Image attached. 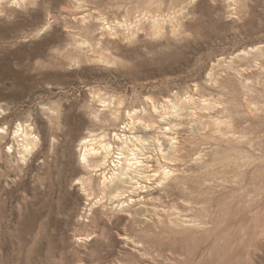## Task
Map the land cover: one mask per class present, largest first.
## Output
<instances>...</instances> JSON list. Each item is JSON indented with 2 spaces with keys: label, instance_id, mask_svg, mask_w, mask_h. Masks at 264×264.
Instances as JSON below:
<instances>
[{
  "label": "rangeland",
  "instance_id": "374dc122",
  "mask_svg": "<svg viewBox=\"0 0 264 264\" xmlns=\"http://www.w3.org/2000/svg\"><path fill=\"white\" fill-rule=\"evenodd\" d=\"M67 10L174 14L186 28L119 41L110 47L112 63L71 64ZM8 11L0 14V109L7 113L0 128H8L0 133V264H139L118 239L123 222L94 235L86 221L78 144L89 132L123 127L126 111L147 107V97L177 95L213 106L202 111L210 115L203 123L189 115L178 127L180 155L201 152L208 164L166 198L169 206L192 207L205 229L170 235L148 228L141 237L156 264H264V0H30ZM98 94L114 98L112 107L123 102L117 123L86 113ZM217 119L227 123H210ZM18 124L40 138L27 161L20 139L13 141Z\"/></svg>",
  "mask_w": 264,
  "mask_h": 264
},
{
  "label": "bare ground",
  "instance_id": "6f19581e",
  "mask_svg": "<svg viewBox=\"0 0 264 264\" xmlns=\"http://www.w3.org/2000/svg\"><path fill=\"white\" fill-rule=\"evenodd\" d=\"M28 1L15 0L14 3V0H0V14L9 16V4L22 6ZM62 18L72 36L66 59L78 65L83 62L112 63L111 45H117L119 41H135L141 32L155 37L167 31L176 34L186 28V24L174 14L168 17L140 14L132 18H111L108 12L85 15L79 10H67ZM52 19L45 25V29H50ZM73 24H76L80 32L72 33L71 29L75 28ZM194 97L191 95L180 99L177 95L174 100L166 98L163 102L147 97V107L126 111L128 122L123 127L112 133L89 132L78 144L83 172L76 179L80 181L76 185L88 201L85 219L92 226L94 235L104 232L107 223L115 225L123 222L125 226L118 230V239L132 253L136 263H157L158 255H152L148 242L140 235L148 232V228L170 235L205 229L204 222L193 213L192 207L189 210L184 204L181 207L169 206L166 200L170 192L184 185L189 172L208 164L201 152L196 154V158L189 153L180 155L186 150L184 137L178 128L184 123L183 117L191 115L195 117V123L201 124L206 116H210L202 111L213 107L211 101H197ZM94 101L91 106H86V113L95 122H116L122 119L123 102L118 107H112L116 100L112 97L104 98L101 94L94 96ZM96 102L102 104L100 106L103 110H100ZM54 118L59 119L58 116ZM210 123L221 126L227 122L217 119ZM5 128L4 133L8 131ZM13 134V141L19 142L20 139L21 142L18 150L21 160L27 161L40 145L39 136L34 134V127L23 124H18ZM10 148L14 153L15 146L11 145ZM149 153L152 154L149 156ZM151 161H154V165H150ZM177 161L179 164H171ZM130 228L138 231L137 234L129 233ZM165 256H169V262L174 261L172 256Z\"/></svg>",
  "mask_w": 264,
  "mask_h": 264
},
{
  "label": "snow or ice",
  "instance_id": "6c2138e0",
  "mask_svg": "<svg viewBox=\"0 0 264 264\" xmlns=\"http://www.w3.org/2000/svg\"><path fill=\"white\" fill-rule=\"evenodd\" d=\"M14 3H15V0H14ZM16 6L18 7L19 5H16ZM37 6H38V3H34V4L32 5L33 8H35V7H37ZM41 30H42V31H46L47 29H45V28L43 27V25H41ZM0 117H4V118L7 117V113H5L3 109H0ZM5 131H6V128H0V133H4ZM7 151L11 152V151H12V148H8ZM76 183L79 184L80 181L77 180Z\"/></svg>",
  "mask_w": 264,
  "mask_h": 264
}]
</instances>
